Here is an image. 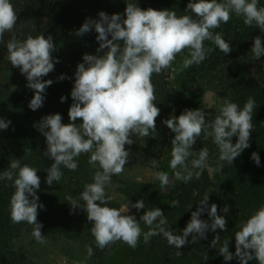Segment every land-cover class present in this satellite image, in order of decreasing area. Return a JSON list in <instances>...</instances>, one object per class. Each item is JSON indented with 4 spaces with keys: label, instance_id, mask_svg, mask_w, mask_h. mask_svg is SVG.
<instances>
[{
    "label": "clouds",
    "instance_id": "obj_1",
    "mask_svg": "<svg viewBox=\"0 0 264 264\" xmlns=\"http://www.w3.org/2000/svg\"><path fill=\"white\" fill-rule=\"evenodd\" d=\"M258 3L259 0H190L185 11L194 14L196 19L188 14L178 16L169 9L145 10L136 3H128L124 14L126 18L120 14L109 16L101 11L99 19L87 18L76 30L77 36H83L94 29L98 34L96 40L99 47L97 55L86 53L82 57L83 62L77 65L71 90L74 102L68 111L70 123H62V116L56 113L44 116L34 127L46 138L47 151L44 155L54 161L46 169L48 185L60 181L63 175L61 166L75 171L78 168L76 158L81 154H90L88 163L96 171L93 182L85 184L80 194L79 200L84 202L83 205L71 195L65 199L73 209L83 208L86 212L87 220L93 225L91 233L100 249L117 241L135 249L141 235L145 243L153 236L162 235L170 246L180 249L189 242L207 239L208 231H226L227 221L218 214L215 203L209 206L208 195L199 202L196 211L191 212V219L182 234H174L166 229L167 217L160 208L147 209L138 221L134 215L122 214L121 210L109 207L111 197L106 196L105 188L111 183L113 175L123 173L130 155L125 145L134 143L131 137H146L150 130L156 131L160 109L154 103L153 74L171 68L177 55L185 50L188 55L183 58L181 71L194 64L199 65L213 51L212 48H205V41H211L225 55L230 53V43L221 33H214L213 30L222 23H228L232 14L242 17L246 26L264 32V7L258 6ZM17 20L10 0H0V42H3L6 32L14 29ZM6 47L8 60L13 67L20 69L28 82L26 86L34 91L28 107L36 111L43 105L46 88L53 83L42 77L52 72L54 64L59 62H54L52 55L56 51L53 38L50 35L47 38L44 35H29L24 40H18L13 36ZM251 52L257 60L264 57V42L260 36L253 38ZM65 78L61 75L58 80ZM65 99L61 97V102ZM255 107V100L249 97L242 109L236 103L226 101L220 108V114L210 123H206L205 113L200 109H185L179 116L172 115L164 120L163 123L175 134L171 140L170 160L175 179L185 183L194 175L199 179L201 172L194 173L193 169L203 170L207 166V148H201L198 158L192 159L189 166L193 145L202 133L205 137H212L219 149V159L232 164L250 147ZM78 120L81 121L79 124ZM10 124V120L0 118V130H6ZM233 136L238 137L235 144L231 140ZM251 159L259 166L260 157L256 152L252 153ZM153 163L155 166V161ZM155 178L162 189L171 182L164 171L156 172ZM0 180L12 181L11 186L15 189L10 199L12 222L32 225L35 240L46 244L47 239L41 232L43 224L37 221L38 209L44 207L37 195L41 183L37 170L27 164L21 166L20 159H14L0 174ZM178 204L177 200H172L169 206L176 207ZM130 208L139 211L146 208V203L144 199H139L131 203ZM222 211L227 214L229 206L225 205ZM204 212H207L210 222L200 218ZM141 222L148 227L147 232H142ZM234 238L235 254L229 250V240L225 239L221 244L218 234L210 247L220 245L218 252L225 261H231L235 255L240 264H247L253 259L258 264H264V206L241 224ZM86 248L88 257H91L93 249L90 246Z\"/></svg>",
    "mask_w": 264,
    "mask_h": 264
},
{
    "label": "trees",
    "instance_id": "obj_2",
    "mask_svg": "<svg viewBox=\"0 0 264 264\" xmlns=\"http://www.w3.org/2000/svg\"><path fill=\"white\" fill-rule=\"evenodd\" d=\"M18 16L17 23L11 32L4 34L0 42V118L11 121L6 130H0V174L7 170L10 161L20 159L21 166L27 164L37 170L40 177V188L37 190L39 202L43 204L38 209L37 221L43 224L42 234L53 241L70 243L87 253L86 246L93 249V255L87 258L86 264H107L110 254L117 249L122 241H117L100 249L91 233L92 223L87 220L83 208L73 209L66 196L71 195L79 200L84 185L93 182L96 171L88 163L90 154L85 153L77 157L78 168L70 171L61 166L63 173L60 181L52 185L46 183L47 171L54 162L44 155L47 151L46 138L34 127L44 116L59 113L62 123H70L68 111L74 102L71 90L74 86L77 65L83 62L84 54L97 55L99 43L95 30L77 36L78 30L87 18L99 19V12L107 13L113 3H117L120 15L125 17V8L128 3H136L141 9L153 8L156 10L169 9L178 16L194 14L186 12L190 0H10ZM219 2V0H218ZM258 6L264 7V0H259ZM111 16V15H109ZM214 33L219 32L230 43L232 51L222 53L211 41H205V48L213 51L199 65L188 68L184 91L193 97V102L187 109H200L205 113L206 123L212 122L219 112L206 108L203 94H194L192 84L201 79V86L213 89L223 95L228 102L236 103L241 109L249 97L255 100L256 107L252 113L253 129L250 137V147L245 149L232 164L219 159V149L212 137H205L202 133L193 145V159L198 158L201 148H207L209 155L206 167L193 169L201 172L199 179L193 178L185 183L177 180L170 188L165 210L167 230L174 234H182L191 219V212L196 211L199 202L208 195L209 206L217 205L218 214L227 221L226 231L217 229L208 231L207 239H200L196 243L189 242L184 247L176 249L170 246L162 235L153 236L148 243H141L129 254L127 264H240L235 258L225 261L217 248L210 247L211 241L218 234L221 244L229 240V250L235 254V233L240 226L261 206H264V57L259 60L251 52L253 38L260 36L264 42V32L259 28L248 27L242 17L232 14L226 24H221ZM29 35L37 37L49 35L53 38L56 51L53 52L54 70L43 80H52L43 93L45 99L41 108L31 110L28 105L33 98L34 91L29 89L27 80L20 69L13 67L8 60L7 42L15 36L24 40ZM111 37H109L110 39ZM104 51H107L105 49ZM183 53L187 54L185 50ZM101 55L103 53H100ZM64 75L66 78L58 80ZM152 83L155 86L156 100L154 103L160 109L156 119V131L150 130L149 136H132V145H125L129 150L128 163L120 175H113L109 185H118L119 195L113 194L109 185L106 186V196L111 197L108 206L121 210L127 207L134 212L139 221L141 215L150 209L160 182L155 178L158 171L167 170V154L170 149L172 132L163 123L170 116H179L174 104V83L170 68L159 74H153ZM193 86V85H192ZM61 97L65 101L61 102ZM81 121H77L79 124ZM210 131V129H209ZM238 137L231 138L235 144ZM253 152L260 157L259 166L251 159ZM153 161H155V166ZM191 161L189 166L191 167ZM133 164H144L152 173L150 181L127 179L125 169ZM222 165V167H221ZM12 181L0 180V264H47L30 258L16 248L17 242L23 237L32 235L33 226L26 222L13 223L10 212V199L15 189ZM31 199V197H30ZM144 199L145 209L137 211L130 208L131 203ZM172 200L179 202L178 206L170 207ZM99 203V202H97ZM229 206L225 214L222 209ZM201 219L209 221L207 212L201 214ZM191 241V236H189ZM181 252L180 255L177 253ZM207 254V257L206 255ZM206 259V260H205ZM247 264H258L255 259Z\"/></svg>",
    "mask_w": 264,
    "mask_h": 264
},
{
    "label": "rangeland",
    "instance_id": "obj_3",
    "mask_svg": "<svg viewBox=\"0 0 264 264\" xmlns=\"http://www.w3.org/2000/svg\"><path fill=\"white\" fill-rule=\"evenodd\" d=\"M108 15L113 14H121L117 3H113L111 9L107 11ZM185 53H181L177 55L176 60L174 61L172 67L170 68L172 79L174 83V104L176 113H180V110L187 109V105L193 102V97L190 96L186 91H184V84L187 78V69L181 71L182 61L185 56ZM193 85V86H192ZM190 86L193 87L194 94L200 96L203 94V101L207 109L213 112H219L220 108L223 104L227 101V99L221 95L219 92L213 89H207L205 86H201V79L196 84H192ZM175 134L172 133L171 140L174 138ZM171 140H170V149L167 154L166 161L167 170L170 177V184L167 185L165 188L159 187L156 191L151 208H160L164 215L167 206L168 194L170 191L171 186L177 181L175 179L173 170L170 168V160H171ZM193 158L190 156L189 161ZM124 177L127 179H137L140 181H150L153 178L152 171L146 167L144 164H133L128 166L125 169ZM110 190L115 195H119L120 189L118 185H109ZM129 208L123 207L121 209L122 214H130L134 215V212ZM142 232H147L148 227L141 222ZM46 244L38 243L33 235H28L23 237L19 242L16 244V248L20 251L27 254L30 258L47 264H86L88 261L87 253L83 251L81 248H77L70 243H65L62 241H53L50 238H47ZM144 242L143 235H141L138 244ZM133 248L129 247L126 243L121 242L117 249H115L109 256L107 264H127L129 259V254Z\"/></svg>",
    "mask_w": 264,
    "mask_h": 264
}]
</instances>
